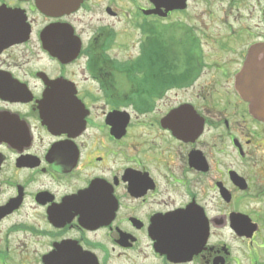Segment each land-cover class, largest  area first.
I'll use <instances>...</instances> for the list:
<instances>
[{
    "label": "flooded vegetation",
    "instance_id": "flooded-vegetation-1",
    "mask_svg": "<svg viewBox=\"0 0 264 264\" xmlns=\"http://www.w3.org/2000/svg\"><path fill=\"white\" fill-rule=\"evenodd\" d=\"M194 1L0 0V264H264V0Z\"/></svg>",
    "mask_w": 264,
    "mask_h": 264
},
{
    "label": "rangeland",
    "instance_id": "rangeland-1",
    "mask_svg": "<svg viewBox=\"0 0 264 264\" xmlns=\"http://www.w3.org/2000/svg\"><path fill=\"white\" fill-rule=\"evenodd\" d=\"M198 3H199V1L197 0V1L191 2V4L189 5V11L192 15V17H190V19H189V25L195 26L196 28H203L208 35L215 34V32H217V27L208 18L205 17V18H202L201 21H198L199 20V13L202 9V5H200ZM185 15H190V14H189V12H186ZM173 18L174 19H181V20H183L184 23H186V18H184V16H182V15L174 16ZM126 35H127L126 38L130 37L129 34H126ZM179 38L180 37L176 36L174 38L176 43L171 44V46H172L171 49L173 50V56H175L174 62L172 63V55H171L170 51L168 50V48H166V50H163L161 55L166 53V59H167V60H165L166 68H164V67H163V69L160 68L158 71L155 69H152L153 71L149 70V77L151 74L154 73L150 77V79L157 77L156 71L158 72V74L160 76L164 75L165 78H167V79H172V78L174 79L173 73L175 75H178V74H182L184 72V66L186 65L184 63V61H185L187 55H186V51L183 50L185 47L177 42ZM211 47H212V45L209 42L207 44H205V53H206V56H208L209 60L212 59L211 55L213 56V53L210 51ZM134 53L135 52L133 50V54ZM167 61H168L169 65H167ZM171 64H173V65H171ZM172 66L174 69L172 68ZM212 75H213V71L207 70V72L205 74L204 70H203L201 77H200L201 80L199 79L200 82L199 81L197 82L196 87L204 84V81L209 80ZM128 84L129 83L126 84L125 82L122 83V85L125 89L128 88ZM193 93L194 92L191 90V94H193ZM184 95H186V94H179V98H182Z\"/></svg>",
    "mask_w": 264,
    "mask_h": 264
},
{
    "label": "water",
    "instance_id": "water-1",
    "mask_svg": "<svg viewBox=\"0 0 264 264\" xmlns=\"http://www.w3.org/2000/svg\"><path fill=\"white\" fill-rule=\"evenodd\" d=\"M65 1V0H64ZM81 0H71V2H80ZM169 2V0H168ZM71 3L70 2H64V6L65 5H70ZM150 12H153V11H150ZM148 12V13H150ZM247 73H248V70H244L241 74V76L239 77V79H246L247 78ZM240 88H239V91L241 92V95L245 98V99H248V93H247V87H246V82H240ZM257 105L260 107L258 109H254L253 110V113L255 114V116H257L258 118L260 119H263L264 120V101L262 102H258Z\"/></svg>",
    "mask_w": 264,
    "mask_h": 264
},
{
    "label": "trees",
    "instance_id": "trees-1",
    "mask_svg": "<svg viewBox=\"0 0 264 264\" xmlns=\"http://www.w3.org/2000/svg\"><path fill=\"white\" fill-rule=\"evenodd\" d=\"M130 71L129 70H127V73H129Z\"/></svg>",
    "mask_w": 264,
    "mask_h": 264
}]
</instances>
